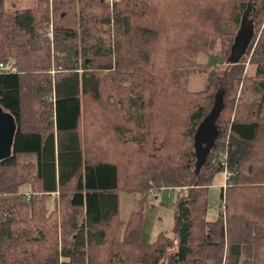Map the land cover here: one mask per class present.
<instances>
[{
	"label": "trees",
	"instance_id": "1",
	"mask_svg": "<svg viewBox=\"0 0 264 264\" xmlns=\"http://www.w3.org/2000/svg\"><path fill=\"white\" fill-rule=\"evenodd\" d=\"M246 5L251 38L227 64ZM0 62L15 67L0 70L14 130L0 264H264V0H0ZM196 68L206 82L189 89ZM224 166L223 213L206 220ZM164 187L183 189L176 241L140 239L148 191ZM119 192L137 196L125 220Z\"/></svg>",
	"mask_w": 264,
	"mask_h": 264
},
{
	"label": "rangeland",
	"instance_id": "2",
	"mask_svg": "<svg viewBox=\"0 0 264 264\" xmlns=\"http://www.w3.org/2000/svg\"><path fill=\"white\" fill-rule=\"evenodd\" d=\"M4 3L7 7H25V6H31L33 4V0H4ZM244 16V15H243ZM244 18V19H243ZM247 15L242 17L240 20V25L238 27L240 33L242 34V37L247 38L246 31L248 36L251 35V28L247 20ZM250 37V36H249ZM251 38V37H250ZM250 38L248 39L247 43L249 42ZM245 40V39H244ZM244 55V53L242 54ZM225 56V55H224ZM223 56V57H224ZM207 56H205L206 58ZM197 59H205L201 55L196 56ZM208 60L214 64L215 63V57H207ZM247 61V60H246ZM219 64V62H216ZM247 62H244V67L247 68L248 65ZM223 62L219 65H222ZM209 66V65H208ZM214 66H211V68ZM181 80L184 81L186 86L189 89L192 88H201L205 82H206V72L202 70H198L197 68L195 70H191L190 72L183 73L181 75ZM242 88V82H239L237 86V90ZM224 170V169H223ZM223 170L217 171L212 176V180L207 187V209L205 212V219L211 220L216 216L217 207L216 204L220 200V187H224V184L226 181L223 179ZM27 184H21L19 189L28 191ZM161 186H158V188ZM158 188H154V190L148 191L149 194H147L148 198L146 201V204L143 207L144 210V216L142 220V227L140 230L139 238L149 241L152 240L154 235L157 232H163L167 235H170L174 237L175 231H174V211H175V200L177 198V194H181L183 192V189L180 190L175 187H164L160 190ZM153 189V188H152ZM159 191H158V190ZM156 191V196L150 195V193H153ZM56 195L57 192L55 191L52 194H49L48 197H46L45 204L47 209H51L54 206V203L56 201ZM119 205H118V211L119 215L122 219H126L129 209L133 206V203L136 199V195L134 193H124L119 192ZM174 241H176V237H174ZM129 264H138L136 262H132Z\"/></svg>",
	"mask_w": 264,
	"mask_h": 264
},
{
	"label": "water",
	"instance_id": "3",
	"mask_svg": "<svg viewBox=\"0 0 264 264\" xmlns=\"http://www.w3.org/2000/svg\"><path fill=\"white\" fill-rule=\"evenodd\" d=\"M247 11L248 5L245 6V11L243 12L244 16L247 15ZM240 31L237 29L233 35V42L231 43L229 53L225 58V62L227 64H232L240 58V56L245 52L244 49L247 45L248 39L251 37V35H249L250 37L248 36L246 31L245 35L247 38H243ZM71 53L72 52H70V54ZM217 100L219 99L217 98ZM13 131V117L9 112L0 108V159L9 156L11 153V139ZM195 171H197V169H195Z\"/></svg>",
	"mask_w": 264,
	"mask_h": 264
},
{
	"label": "built area",
	"instance_id": "4",
	"mask_svg": "<svg viewBox=\"0 0 264 264\" xmlns=\"http://www.w3.org/2000/svg\"><path fill=\"white\" fill-rule=\"evenodd\" d=\"M43 30H44L45 38L51 42V40L53 38V29H52V20H51V17L48 19V22L46 24V27ZM58 69H59L58 67H54L53 65H50L49 66V69H48V72L51 75H53L55 73V71H58ZM0 70H10V71H12V70H15V67L12 64H9V63L5 64L3 62H0ZM47 100H49L50 102L53 101V92H50V94L47 95ZM223 169H224L223 170V179L227 183L229 181L228 178H229V176L231 174V171L226 166H224ZM150 195H152V196L155 197L156 196V191L153 192V193H150ZM216 207H217V210H219V211H221L223 213V208H224L223 207V200H220L218 202V204L216 205Z\"/></svg>",
	"mask_w": 264,
	"mask_h": 264
},
{
	"label": "crops",
	"instance_id": "5",
	"mask_svg": "<svg viewBox=\"0 0 264 264\" xmlns=\"http://www.w3.org/2000/svg\"><path fill=\"white\" fill-rule=\"evenodd\" d=\"M219 201H220V200H219ZM219 201H218V202H219ZM217 204H218V203H217ZM217 204H216V205H217ZM216 213H217V212H216ZM216 215H217V214H216Z\"/></svg>",
	"mask_w": 264,
	"mask_h": 264
}]
</instances>
